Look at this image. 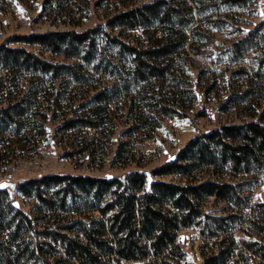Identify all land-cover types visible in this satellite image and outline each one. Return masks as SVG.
I'll list each match as a JSON object with an SVG mask.
<instances>
[{
	"label": "rangeland",
	"instance_id": "rangeland-1",
	"mask_svg": "<svg viewBox=\"0 0 264 264\" xmlns=\"http://www.w3.org/2000/svg\"><path fill=\"white\" fill-rule=\"evenodd\" d=\"M154 1L0 0V46L24 48L44 60L73 67L72 74L61 73L59 77L40 72L25 74L21 70L0 73V184L7 183L4 192L14 209L37 217L32 211L36 201L25 196L19 186L45 176L124 179L127 172L138 170L147 174L148 187L154 181L185 183L181 175L162 177L153 171L178 158L195 137L252 120L264 124V0H247L246 5L221 4L205 9L203 18L195 12L196 25L215 18L221 20L220 28L209 29L202 23L210 39L194 40L187 48L188 54L172 83L174 89L167 87L158 100V86L133 82L127 92L123 80L114 77L118 73L127 78L132 57L122 44L111 39L137 44L142 41L143 29L127 31L109 25L120 8L131 9ZM92 29L99 31L78 49L79 57L53 53L16 39ZM116 83L122 84L120 89L113 88ZM102 98L118 99L108 109L100 102ZM12 104H21L25 112L29 110L28 118L19 119L30 124L18 135L16 124L3 121L5 110ZM83 116L99 127L70 129L68 120ZM211 174L212 169H207L191 177L206 180L212 178ZM219 178L241 181L233 177L229 168L222 170ZM242 189L240 207L215 198L203 202V210L210 218L231 216L226 225L232 229H221L214 220L203 218L193 226L198 231L193 227L181 230L177 237L184 254L181 264H205L206 244L200 235L211 232L230 231L232 236L225 235L230 239L236 241L235 233L242 241L264 247V173H253ZM37 222L34 220V226L39 228ZM27 239L35 240V234L32 232ZM247 258V264H262L256 258ZM167 259L151 257L133 264H164Z\"/></svg>",
	"mask_w": 264,
	"mask_h": 264
},
{
	"label": "trees",
	"instance_id": "trees-1",
	"mask_svg": "<svg viewBox=\"0 0 264 264\" xmlns=\"http://www.w3.org/2000/svg\"><path fill=\"white\" fill-rule=\"evenodd\" d=\"M246 3L247 0H156L131 9L120 8L110 21L112 29L141 28L143 36L137 44H126L111 39L106 33L132 57L127 78L118 73L114 77L123 80L127 92L133 82L158 86L155 91L158 100V95L164 94L167 87L174 89L172 83L183 57L188 54L187 48L194 40L210 39L202 23L209 29L220 28L221 20L215 18L196 25L195 12L203 18L205 9ZM98 31H55L16 39L53 53L76 56L78 49ZM72 68L65 62L44 60L24 48L0 46V73L21 70L25 74L40 72L59 77L61 73L72 74ZM120 86L116 83L113 88L120 89ZM117 99L102 98L100 102L109 109ZM28 111L21 104H12L5 110L3 121L16 124L18 135L30 124L20 120L28 118ZM43 118L47 119L46 114ZM67 125L70 129H95L100 124L83 116L70 118ZM225 168L241 181H221L219 173ZM207 169H212V178L191 177ZM253 173L258 176L264 173V124L254 120L193 138L175 161L153 171L162 177L181 175L187 180L185 183L154 181L148 187L147 174L138 170L127 172L124 179L52 175L29 180L19 189L36 201L32 210L35 218L14 209L7 202L4 190L0 191V264H133L151 257H167L164 264H173L171 260L181 264L184 254L177 244L179 232L199 224L203 218L214 220L221 229H232L226 225L231 216L210 218L202 204L215 198L240 207L242 185L250 181ZM34 220L38 221L39 228L34 226ZM32 232L35 240L29 242L27 237ZM229 232L209 234L222 240L212 246L205 243V264H247L248 253L242 251L240 261H233L238 245L225 236ZM243 244L264 264V247L246 241Z\"/></svg>",
	"mask_w": 264,
	"mask_h": 264
},
{
	"label": "built area",
	"instance_id": "built-area-1",
	"mask_svg": "<svg viewBox=\"0 0 264 264\" xmlns=\"http://www.w3.org/2000/svg\"><path fill=\"white\" fill-rule=\"evenodd\" d=\"M244 214H247V212L244 211ZM192 229L195 230V231H198V227H193ZM233 235L236 237V243L238 245L237 248L235 249V256L233 258V261H238V262L240 261V253H241V251L248 253V256L251 259L256 258V259L259 260V262L261 261L258 257L252 255L250 253V251H248L247 248H245V246L243 244V241L240 240L235 233H233ZM200 236H201L202 239H204L206 244H209V246H212L214 243L222 240V238L218 237V236H210V235H200ZM210 238L212 239V241L210 240Z\"/></svg>",
	"mask_w": 264,
	"mask_h": 264
},
{
	"label": "water",
	"instance_id": "water-1",
	"mask_svg": "<svg viewBox=\"0 0 264 264\" xmlns=\"http://www.w3.org/2000/svg\"><path fill=\"white\" fill-rule=\"evenodd\" d=\"M174 160H175V157L170 160V163H172ZM111 178H112V176H109V179H111ZM6 187H7V183L0 184V191L4 190ZM14 205L16 207H18L17 203H15Z\"/></svg>",
	"mask_w": 264,
	"mask_h": 264
}]
</instances>
